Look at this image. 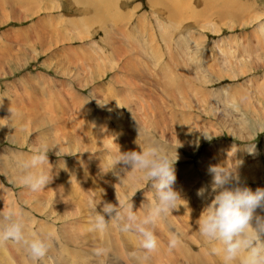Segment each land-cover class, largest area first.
Masks as SVG:
<instances>
[{
  "label": "rangeland",
  "instance_id": "rangeland-1",
  "mask_svg": "<svg viewBox=\"0 0 264 264\" xmlns=\"http://www.w3.org/2000/svg\"><path fill=\"white\" fill-rule=\"evenodd\" d=\"M76 1L0 0V215L14 211L26 239L45 240L38 264H221L197 230L212 199L197 191L211 192L210 166L227 163L243 176L253 164L248 187L264 182V0ZM139 128L178 157L184 200L157 223L152 252L115 223L90 230V199L132 202L139 215L153 195L136 175L120 172L122 185L106 172L109 154L140 150ZM44 146L52 178L32 191L17 162ZM173 230L182 243L170 250ZM0 264L33 261L0 240Z\"/></svg>",
  "mask_w": 264,
  "mask_h": 264
},
{
  "label": "clouds",
  "instance_id": "clouds-1",
  "mask_svg": "<svg viewBox=\"0 0 264 264\" xmlns=\"http://www.w3.org/2000/svg\"><path fill=\"white\" fill-rule=\"evenodd\" d=\"M140 136H143L142 143L136 142L139 151L119 150L107 156L106 172L112 171L122 185L128 173L146 180L154 190L152 197H146V202L139 209L142 214L139 215L138 210H133L132 202L116 198L117 203L102 199L96 203L90 199V230L103 233L110 223H115L122 233L137 234L140 247L146 252H152L157 249L154 231L157 223L164 221L181 205L178 202L183 199L173 187L176 181L174 165L178 157L173 159L169 149L163 147L151 133L141 132L139 128ZM243 147L249 154L256 151L254 142H247ZM53 148L44 146L42 150L33 151L28 158L17 162L21 172L20 181L32 191L44 189L52 178L51 168L45 169L44 165H50L48 153ZM236 150L234 145L232 151ZM61 165L64 166L62 162ZM117 165L123 167L115 171ZM120 172L126 175L121 176ZM209 172L212 174V199L196 221L199 235L211 246V252L220 257L221 264H264V187H257L253 191L248 186H242L238 163L213 165ZM205 191L202 187L197 195L203 196ZM23 227L14 211L3 213L0 215V240H12L26 245L33 264H38L47 252V243L38 236L26 239ZM181 243V234L175 230L170 231L168 248L175 249ZM95 251L97 255H103L106 249L97 248Z\"/></svg>",
  "mask_w": 264,
  "mask_h": 264
},
{
  "label": "bare ground",
  "instance_id": "bare-ground-1",
  "mask_svg": "<svg viewBox=\"0 0 264 264\" xmlns=\"http://www.w3.org/2000/svg\"><path fill=\"white\" fill-rule=\"evenodd\" d=\"M77 1H84V0H77ZM76 1V2H77ZM86 1V0H85ZM90 1V0H89ZM149 2H151L154 6H156V4L157 5H162L163 3H165V4H167L166 3V1L167 0H148ZM169 1V3L171 4V6H173L172 5V2H174L175 0H168ZM172 1V2H171ZM206 1V0H205ZM88 2V1H87ZM92 2V1H91ZM80 3H82V2H78V5L80 4ZM185 3V2H184ZM183 3V4H184ZM178 4V3H177ZM208 4V3H207ZM81 6V5H80ZM83 6V5H82ZM89 6H91L92 8L91 9H93V13H95V14H98L97 13V8H98V6L99 5H97V3H95V2H92V4H90L89 3ZM84 7V6H83ZM180 7H182V5H180ZM165 9H166V11H167V13H168V16L170 17V16H175V12L177 11V13L179 12L178 11V8L176 7V8H174V7H168V6H165L164 7ZM89 9V7L87 8V10ZM174 9V10H173ZM175 9H177V10H175ZM180 10H182V9H180ZM90 11V10H89ZM175 11V12H174ZM83 12H85V11H83ZM90 12H92V11H90ZM99 14H103L102 13V11L101 12H99ZM179 14V13H178ZM94 16V15H93ZM203 17V16H202ZM256 18V17H255ZM102 20V19H101ZM165 20H167V21H172L173 19H165ZM99 21V20H98ZM97 21V22H98ZM83 22V21H82ZM86 23H87V21H86ZM85 23V24H86ZM94 23V22H93ZM111 23V22H110ZM170 24H172V23H170ZM40 27V26H39ZM173 27V26H172ZM167 28V27H166ZM173 29V28H172ZM40 30V29H39ZM168 30V29H167ZM162 31H164V30H162ZM41 32V31H40ZM170 33H171V31H170ZM125 37V36H124ZM23 39V38H22ZM40 42V41H39ZM28 43V42H27ZM28 46H30V47H32V49L34 50V51H36V49H34L33 47H34V44H32V43H30ZM33 52V51H32ZM227 52V51H226ZM245 52V51H244ZM34 53V52H33ZM226 54V53H225ZM34 55H37V54H35L34 53ZM232 55V54H231ZM230 57V56H229ZM233 57V56H232ZM193 60V59H192ZM183 61V60H182ZM183 66V65H182ZM174 67V66H173ZM188 68V67H187ZM198 72V71H197ZM99 73V72H98ZM85 75V74H84ZM196 88V87H195ZM183 90V89H182ZM197 92V91H196ZM197 94V93H196ZM189 102V101H188ZM61 105V104H60ZM188 106L190 105V104H187ZM191 107V106H190ZM201 110H204L205 112H207L206 111V109H201ZM202 112V111H201ZM187 125V124H186ZM6 126V125H5ZM190 130H192V129H190ZM186 131V130H185ZM183 132H184V130H183ZM185 133H187V132H185ZM185 133H184V135H185ZM120 134V133H119ZM183 134V133H182ZM193 134V133H192ZM245 162V161H244ZM250 165H252V168H253V164L252 163H250V164H248L247 163V166L245 165V171H246V175L245 176H243V175H241L240 173H239V176H240V184L242 185V186H248V183H247V181H250L251 179H254L255 178V176L252 174V171H254V169H252L251 171H249L250 170ZM239 166H240V164H239ZM243 166V165H242ZM4 168V167H3ZM84 169V168H83ZM242 170V169H241ZM243 171H241V173H242ZM262 177H264V176H262ZM263 179V178H262ZM191 180V179H190ZM202 185V187L204 186V182L201 184ZM75 186V185H74ZM259 186V185H258ZM77 187V186H76ZM260 187H264V182H262L261 184H260ZM130 188V187H129ZM204 188H205V186H204ZM251 188H254V189H252L253 191L257 188L256 186L255 187H251ZM77 189V188H76ZM74 191H75V189H74ZM73 191V192H74ZM45 192V191H44ZM209 192V191H208ZM208 192L207 191H205V196H208V195H210V194H208ZM210 193V192H209ZM209 197H211L212 198V196L210 195ZM208 198V197H207ZM80 199V198H79ZM211 201V200H210ZM192 209V208H191ZM259 211V210H258ZM191 218V217H190ZM67 226V225H66ZM189 226V225H188ZM162 227V226H161ZM164 227V226H163ZM78 229V228H77ZM47 232V231H46ZM191 232V231H190ZM52 234V233H51ZM43 238V237H42ZM70 241V240H69ZM168 243V242H167ZM18 244H20L21 245V243H18ZM54 244V243H53ZM55 247V246H54ZM189 254V253H188ZM183 256V255H182ZM185 257V256H184ZM203 257V256H202ZM178 261V260H177ZM180 261V260H179Z\"/></svg>",
  "mask_w": 264,
  "mask_h": 264
}]
</instances>
